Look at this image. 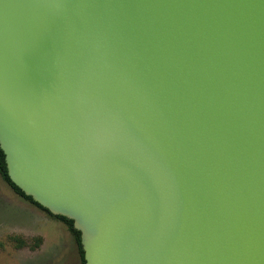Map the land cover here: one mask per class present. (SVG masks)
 <instances>
[{
	"label": "water",
	"instance_id": "water-1",
	"mask_svg": "<svg viewBox=\"0 0 264 264\" xmlns=\"http://www.w3.org/2000/svg\"><path fill=\"white\" fill-rule=\"evenodd\" d=\"M0 147L86 264H264V0H0Z\"/></svg>",
	"mask_w": 264,
	"mask_h": 264
},
{
	"label": "rangeland",
	"instance_id": "rangeland-1",
	"mask_svg": "<svg viewBox=\"0 0 264 264\" xmlns=\"http://www.w3.org/2000/svg\"><path fill=\"white\" fill-rule=\"evenodd\" d=\"M0 264H81L68 227L19 196L1 175Z\"/></svg>",
	"mask_w": 264,
	"mask_h": 264
},
{
	"label": "trees",
	"instance_id": "trees-1",
	"mask_svg": "<svg viewBox=\"0 0 264 264\" xmlns=\"http://www.w3.org/2000/svg\"><path fill=\"white\" fill-rule=\"evenodd\" d=\"M0 175L11 186V188L19 196H21V197L25 198L26 200L30 201L35 206H37L38 208H40L43 211H45L46 213H48L50 216H52V217L56 218L57 220L63 222L68 227L69 231L72 233V235L74 237V240H75L78 252H79L81 264H86L85 252H84L83 245H82L81 232L78 231L77 229H75L74 221L71 220V219H68L66 217H63V216H55V215L51 214L47 209L43 208L38 203L34 202L32 197L26 196L25 193L11 181V179L9 177V174H8L6 156H5L4 152H3V150L1 149V147H0ZM25 245H26V242L25 243L21 242L18 246L22 247V246H25Z\"/></svg>",
	"mask_w": 264,
	"mask_h": 264
}]
</instances>
